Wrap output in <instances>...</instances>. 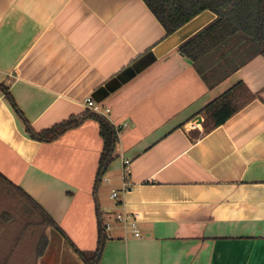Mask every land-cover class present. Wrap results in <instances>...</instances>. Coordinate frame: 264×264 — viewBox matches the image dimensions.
I'll use <instances>...</instances> for the list:
<instances>
[{"label":"crops","instance_id":"crops-1","mask_svg":"<svg viewBox=\"0 0 264 264\" xmlns=\"http://www.w3.org/2000/svg\"><path fill=\"white\" fill-rule=\"evenodd\" d=\"M214 17L201 13L162 50L172 34L144 0H0V173L61 228L60 261L84 264L78 251L102 244L100 264H264V101L205 134L200 114L238 82L263 89L264 56L241 39L221 45L197 63L209 86L179 47ZM2 85L35 132L85 118L37 140ZM87 99L120 126L101 177ZM124 174L132 187L112 199ZM123 211L139 214L141 237L114 222ZM48 248L38 264H53Z\"/></svg>","mask_w":264,"mask_h":264},{"label":"trees","instance_id":"trees-1","mask_svg":"<svg viewBox=\"0 0 264 264\" xmlns=\"http://www.w3.org/2000/svg\"><path fill=\"white\" fill-rule=\"evenodd\" d=\"M144 2L163 25L167 36L203 12L214 14V20L201 33L179 47L183 55L193 61L211 87L216 82H210L206 70L198 67L197 63L221 45L233 39H241L244 45L257 48V53L264 56V0H144ZM2 89L14 111L24 121L26 130L37 140H54L85 118L71 116L50 128L35 132L25 120L8 88L2 85ZM256 98L264 101V88L252 92L245 83L238 82L200 111L204 118L202 134L222 125ZM90 115L99 121L100 134L104 141L98 173L101 177L115 157L118 129L105 116L95 113ZM3 190L11 193L12 197L11 201L8 198L5 200L6 203H0L2 211L0 264H38V259L43 256L49 245L46 230L53 227L62 233L63 231L37 201L0 173V193ZM101 247L102 244L93 252L78 251V254L84 264H100Z\"/></svg>","mask_w":264,"mask_h":264},{"label":"built area","instance_id":"built-area-1","mask_svg":"<svg viewBox=\"0 0 264 264\" xmlns=\"http://www.w3.org/2000/svg\"><path fill=\"white\" fill-rule=\"evenodd\" d=\"M86 103H87V106L95 114L106 116L110 111L109 108L103 107V106L97 104L92 99H87ZM124 125L126 126L127 123H125ZM118 127H120V126H118ZM118 127H116V129H118ZM105 180H108V178H106ZM131 187H132V183L129 180V177L126 174H124L123 178H122V188L121 189H113L111 192V198L117 200L120 196V193H125ZM115 220L118 221L119 223H121L125 230L132 232L134 237H141L142 236V234L139 230V227H138L139 214L137 212L123 211V212L116 213ZM111 229H112V222H105L103 225V230L106 232V234H105L106 239H109L112 237L109 233Z\"/></svg>","mask_w":264,"mask_h":264},{"label":"rangeland","instance_id":"rangeland-1","mask_svg":"<svg viewBox=\"0 0 264 264\" xmlns=\"http://www.w3.org/2000/svg\"><path fill=\"white\" fill-rule=\"evenodd\" d=\"M107 175H110V173L107 171L106 172V176ZM102 184H105V183H102ZM11 191H13V190H11ZM10 197H12V195H11V193H9V192H6V190H3V191H1V193H0V203H2V202H4V203H6L5 202V200H7L8 198V200H10L11 201V198ZM106 199H107V196H106ZM16 203V201L14 202V205H16L15 204ZM112 204H114L113 202H111ZM11 206V205H10ZM18 207V206H17ZM1 209H0V214H1ZM114 218H115V215H114ZM114 222H116V223H119L118 221H114ZM120 225L122 226V224L120 223ZM48 236L50 237V240H49V242H50V247L48 248V251H47V261L45 260L44 262H51V263H53V264H60V262L61 263H63V264H66L65 262H64V260L63 261H60V255L62 256V255H64V253L66 252L67 253V251L69 252V250H64V248H62V246L65 244L66 246H68V244L65 242V241H63V237H62V235H60L55 229H53V227H49L48 229ZM47 230H46V232H47ZM49 237H48V239H49ZM63 244V245H62ZM62 245V246H61ZM64 245V246H65ZM49 246V245H48ZM69 248V247H68ZM46 252V251H45ZM71 253V252H70ZM33 255H35V254H33ZM32 255V256H33ZM44 255V254H43ZM76 256V255H75ZM42 257V256H41ZM40 257V258H41ZM40 258L38 259V262H39V260H40ZM80 257L79 256H77V259L78 260H80L81 261V258L79 259ZM42 259V258H41ZM45 259V258H44ZM32 262H34V260H32ZM37 262V263H38Z\"/></svg>","mask_w":264,"mask_h":264},{"label":"water","instance_id":"water-1","mask_svg":"<svg viewBox=\"0 0 264 264\" xmlns=\"http://www.w3.org/2000/svg\"><path fill=\"white\" fill-rule=\"evenodd\" d=\"M191 22V21H190ZM189 22V23H190ZM188 24V23H187ZM186 24V25H187ZM186 25H184L183 27H181L179 30H178V33L183 29V28H185V26ZM177 32V31H176ZM176 37V34L175 33H173L171 36H170V38L160 47V49H162V50H164L165 48H167L169 45H167V43L168 44H170L171 45V42H173V38H175Z\"/></svg>","mask_w":264,"mask_h":264}]
</instances>
